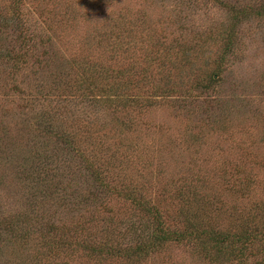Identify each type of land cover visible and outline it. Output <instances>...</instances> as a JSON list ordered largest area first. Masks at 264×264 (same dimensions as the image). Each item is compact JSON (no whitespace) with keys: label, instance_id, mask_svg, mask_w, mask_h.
Returning a JSON list of instances; mask_svg holds the SVG:
<instances>
[{"label":"rangeland","instance_id":"374dc122","mask_svg":"<svg viewBox=\"0 0 264 264\" xmlns=\"http://www.w3.org/2000/svg\"><path fill=\"white\" fill-rule=\"evenodd\" d=\"M252 225L264 0H0V264H264L205 235Z\"/></svg>","mask_w":264,"mask_h":264},{"label":"trees","instance_id":"16d2710c","mask_svg":"<svg viewBox=\"0 0 264 264\" xmlns=\"http://www.w3.org/2000/svg\"><path fill=\"white\" fill-rule=\"evenodd\" d=\"M97 179L99 180L100 177L97 176ZM100 182L105 185L104 182ZM262 228L252 225L248 229H241L233 233L207 230L205 235L211 243L210 247L215 248L212 254L213 257L221 258L225 249L229 248V253L234 257L233 259L236 258V260H243L247 252L255 256L260 253L263 255L264 259V228ZM147 231L146 227L143 228L142 231L137 229V233L139 234L135 236L137 237L135 243H133V245L131 244L132 246H129V248L127 247L128 250H125L123 255L128 256V258L132 260L134 256L140 257L143 254L151 252L152 249L160 243V238L166 237L167 228L161 221L157 220V232L151 233ZM188 232L187 234H182L183 230L176 229V231L171 232V237L177 240H183L186 236L191 235L190 231ZM142 234L144 235L142 236ZM249 248L251 251H249ZM253 248L256 249L255 252H252ZM133 250L136 253L131 254ZM89 251L94 253L97 252L98 254H112L109 248L97 249V247H91Z\"/></svg>","mask_w":264,"mask_h":264}]
</instances>
